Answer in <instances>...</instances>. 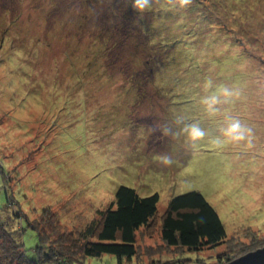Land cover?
Instances as JSON below:
<instances>
[{
	"label": "rangeland",
	"instance_id": "1",
	"mask_svg": "<svg viewBox=\"0 0 264 264\" xmlns=\"http://www.w3.org/2000/svg\"><path fill=\"white\" fill-rule=\"evenodd\" d=\"M47 1L0 0V167L11 177L0 172V209L14 197L41 232L39 251L53 255L66 232L78 243L127 185L160 195L155 220L137 232V262L182 255L183 264H223L263 247L264 0H190L198 7L171 49L150 44L160 29L149 13L145 33L124 23L127 0ZM92 51L101 69L87 63ZM192 190L220 214L222 245L189 252L162 241L170 199ZM24 240L31 251L36 231Z\"/></svg>",
	"mask_w": 264,
	"mask_h": 264
},
{
	"label": "trees",
	"instance_id": "2",
	"mask_svg": "<svg viewBox=\"0 0 264 264\" xmlns=\"http://www.w3.org/2000/svg\"><path fill=\"white\" fill-rule=\"evenodd\" d=\"M102 1L104 2V0H98V2ZM47 2H50V0ZM127 3L125 5L126 10L122 12L124 23L133 24L138 30L137 32L142 34L145 33V26L151 22V17L155 24L153 25L152 22L150 24L153 25L155 31L156 29H160V31L152 36L150 44L160 43L162 46L164 45L165 49H171L184 40L187 30L181 33L178 29H180L179 27L186 28V23H190V20L193 19L191 13L198 7L197 4H191L190 0H186V2L184 0H147V3L141 0L143 7H140L136 0H127ZM196 3H198V0ZM44 10L42 11L44 14H42L47 18L51 15L54 17L53 11ZM111 13H113L112 4L108 3L103 16L109 18ZM147 13L150 17L146 16ZM54 14L57 13L54 12ZM157 35L162 37L156 39ZM90 53L87 55V63L89 65L97 64L100 52L95 51L94 53L92 51L91 55ZM145 60L154 63L151 58ZM158 62H155L156 66ZM99 63L101 69L102 62ZM154 67L150 68L151 72L155 71ZM153 74L150 73V75ZM127 79L135 86L137 94L145 91L143 88L145 89L147 86L145 87L143 83L138 84L137 81L139 80L135 75L129 76ZM0 168V172L4 177L7 178L8 175V178L11 179L2 166ZM7 197V205L0 209V264H83V259L77 258V253H81L84 257L99 258L109 254L116 256L120 264L124 261L142 264V260L137 262V256L140 257L137 232L142 227L149 226L155 220L160 200L158 192L141 195L133 187L120 185L116 189L114 201L107 208L100 211L99 218L91 220L84 229L79 231L78 243L74 242L72 244L76 240L73 239V236L76 235L68 236L66 232L60 240L61 244L59 242L61 250L56 249L55 246L50 248L52 251L55 250L53 255L56 254L57 256L52 258L53 255L49 251L47 252L49 247L46 246L47 250L39 251L40 248H44L41 242V232L31 225L26 214L18 212V209L15 208L14 197V200L11 199L10 195H7ZM17 207H19V203H17ZM27 228L36 231L38 236V243L31 251L26 248L24 240V232ZM160 234L162 241L168 247L189 252L207 248L213 249L222 245L228 238L220 214L203 193L196 190L174 195L170 199L167 210L161 217ZM62 245H73V247L62 250ZM72 253L76 255L73 256ZM229 255L230 253L225 257L226 262L234 259ZM45 258H48L49 261H46ZM185 258L187 257L182 255L174 260L159 258L152 260L151 264H183ZM221 262H223V259Z\"/></svg>",
	"mask_w": 264,
	"mask_h": 264
},
{
	"label": "water",
	"instance_id": "3",
	"mask_svg": "<svg viewBox=\"0 0 264 264\" xmlns=\"http://www.w3.org/2000/svg\"><path fill=\"white\" fill-rule=\"evenodd\" d=\"M223 264H264V246Z\"/></svg>",
	"mask_w": 264,
	"mask_h": 264
},
{
	"label": "clouds",
	"instance_id": "4",
	"mask_svg": "<svg viewBox=\"0 0 264 264\" xmlns=\"http://www.w3.org/2000/svg\"><path fill=\"white\" fill-rule=\"evenodd\" d=\"M137 4L140 5V7H143V4L141 3V0H136ZM186 2V0H185ZM144 3H147V0H144ZM239 128V125H234L232 128V131H236Z\"/></svg>",
	"mask_w": 264,
	"mask_h": 264
}]
</instances>
